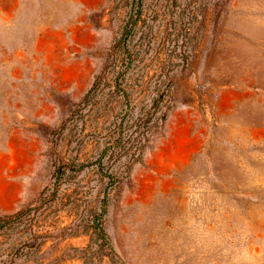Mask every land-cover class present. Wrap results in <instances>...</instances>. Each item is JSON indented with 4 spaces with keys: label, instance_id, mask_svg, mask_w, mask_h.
I'll use <instances>...</instances> for the list:
<instances>
[{
    "label": "rangeland",
    "instance_id": "rangeland-1",
    "mask_svg": "<svg viewBox=\"0 0 264 264\" xmlns=\"http://www.w3.org/2000/svg\"><path fill=\"white\" fill-rule=\"evenodd\" d=\"M0 264H264V0H0Z\"/></svg>",
    "mask_w": 264,
    "mask_h": 264
},
{
    "label": "trees",
    "instance_id": "trees-1",
    "mask_svg": "<svg viewBox=\"0 0 264 264\" xmlns=\"http://www.w3.org/2000/svg\"><path fill=\"white\" fill-rule=\"evenodd\" d=\"M20 213H17L15 216H18ZM100 231H101V233H103V230L102 229H100ZM104 234V233H103Z\"/></svg>",
    "mask_w": 264,
    "mask_h": 264
}]
</instances>
